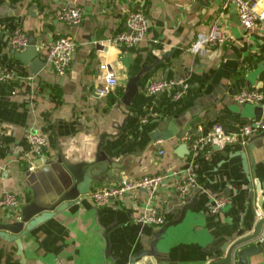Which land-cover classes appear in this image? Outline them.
Here are the masks:
<instances>
[{"label":"crops","instance_id":"crops-1","mask_svg":"<svg viewBox=\"0 0 264 264\" xmlns=\"http://www.w3.org/2000/svg\"><path fill=\"white\" fill-rule=\"evenodd\" d=\"M63 1L83 6L79 23L67 24L55 15L54 8ZM220 3L0 0V67L19 74L0 80V194L6 189L16 192L21 205L32 197L52 202L69 177L66 160L108 159L107 168L114 175L93 180V187L123 174L141 176L181 166L189 151L182 143L185 128L214 120L235 128L264 113V102H240L233 97L236 88L264 84L263 28H245L231 5L220 16L225 32L222 42L204 52L185 49L190 40L206 32ZM137 5L147 14L145 36L133 46L108 40L125 27L127 10ZM16 25L32 29L38 38L45 63L37 73L13 54L9 35ZM62 33L73 34L78 44L66 71L58 73L46 58L45 45ZM101 61L118 74L117 83L104 95L95 90L102 81ZM137 73L138 89L126 103L123 90L129 77ZM152 77L178 78L187 83V89L180 96L174 95L173 88L148 92L146 84ZM50 83L59 87L58 97ZM158 122L162 126L158 127ZM30 128L46 135L43 153L31 151L26 137ZM252 136L225 146L213 144L199 160L200 184L182 198L192 201V206L167 226L158 241L172 264H208L218 252L211 247L224 237L236 236L241 227L251 228L264 214V135L249 148ZM240 150L247 154V172ZM215 193L230 199L218 211L210 212L208 203ZM174 197L181 199L173 176L153 191L137 188L103 204L82 193L77 201L23 233L21 249L14 240L0 235V264H99L106 244L99 227L109 233L111 253L124 257L144 247L158 226L135 220V214L154 204L168 220L180 212ZM11 209L0 206V218H9ZM246 264H264V245Z\"/></svg>","mask_w":264,"mask_h":264},{"label":"built area","instance_id":"built-area-1","mask_svg":"<svg viewBox=\"0 0 264 264\" xmlns=\"http://www.w3.org/2000/svg\"><path fill=\"white\" fill-rule=\"evenodd\" d=\"M233 5L236 9L241 24L252 29L256 25L264 29V0H221L220 8L210 21L206 32L199 33L190 40L185 49L193 52H204L213 45L219 44L225 38V32L220 22V16L226 9ZM83 6L73 1L60 2L55 8V15L67 24H77L83 18ZM148 18L142 6L137 5L129 8L126 12V25L117 30L108 40L125 46H133L138 43L146 34ZM9 42L13 49L19 50L27 44V31L21 25L12 28L9 35ZM78 41L71 33L58 34L49 39L45 45V55L51 65L58 73H64L68 68L75 47ZM100 68L103 69L102 81L96 85V92L100 95L108 93L118 81V74L108 62L101 61ZM19 74L7 66L0 67V80L10 79ZM174 89V95L180 96L187 89V83L175 77H152L146 84L148 92H155L163 89ZM233 97L240 101H250L256 104L264 102V84L257 87L242 86L233 91ZM146 117H144L145 119ZM264 130V113H259L241 122L235 128H228L222 122L214 120L211 123L199 122L183 130L182 139L187 143L189 151L186 154L181 166H173L167 170L147 173L141 176L120 175L118 179L111 182H104L92 187L88 194L96 204H103L115 197H121L126 192L137 188L146 187L150 190L160 185L169 176L174 177L176 194L181 199L192 192L199 184L196 171V155L209 145L225 146L235 139L246 141L248 137ZM26 137L30 143V149L36 154L43 153L47 145L46 135L36 129L26 130ZM162 152V149H159ZM229 197L223 193L212 195L208 203L210 212L218 211ZM22 198L11 190H4L0 194V206H11L19 214ZM258 213H260L258 211ZM139 222L163 224L166 221L165 214L154 204L147 205L134 216ZM264 238V230L259 235Z\"/></svg>","mask_w":264,"mask_h":264},{"label":"water","instance_id":"water-1","mask_svg":"<svg viewBox=\"0 0 264 264\" xmlns=\"http://www.w3.org/2000/svg\"><path fill=\"white\" fill-rule=\"evenodd\" d=\"M238 16V14H237ZM16 56L22 64L28 65L33 73H37L44 65L42 54L38 48V38L32 29L27 31V44L24 48L14 50ZM139 74L131 75L123 90L122 99L129 103L131 97L138 89L137 78ZM259 112L261 106H258ZM162 126V122H158V127ZM264 135V130L253 135L249 139V148L256 144V139ZM188 150L187 143L182 142ZM242 156V164L244 170L248 171V158L245 150H240ZM250 154L251 151H250ZM98 153H96V156ZM252 156V155H251ZM61 160V159H59ZM65 166L69 171V177L66 179L63 189L52 202H42L37 197H32L24 202L19 208V214L15 209H11L10 217L0 218V235L4 238L14 240L18 248H22L21 235L27 230L35 226L37 223L50 217L56 211L64 208L68 204L77 201L82 193H88L93 187V180L100 181L105 177H112L114 171L108 170V159L94 158L88 161H65ZM146 188V187H144ZM147 189V188H146ZM252 192H249L251 197ZM194 200V199H193ZM173 203L180 207L177 216L169 218L162 225H158L151 231L148 242L144 247L129 253L126 256L121 254H112L110 251L108 232L103 227H99L98 231L105 237V247L102 251L103 260L99 264H172L164 250L158 247V241L166 231L167 226L176 223L185 214L186 210L192 206V201L173 198ZM264 214L259 215L253 223L252 227H241L237 231V235L228 238L224 237L219 240L211 250H217L213 254V258L208 264H246L248 257L258 251L264 245V238L259 239L258 235L263 230ZM221 253V254H220ZM219 257L218 255H222ZM111 258L109 262L107 257Z\"/></svg>","mask_w":264,"mask_h":264},{"label":"trees","instance_id":"trees-1","mask_svg":"<svg viewBox=\"0 0 264 264\" xmlns=\"http://www.w3.org/2000/svg\"><path fill=\"white\" fill-rule=\"evenodd\" d=\"M11 1L15 2V1H18V0H11ZM49 86L52 89L53 95L56 96V97H58L60 95V89H59V87L56 84H52V83H50ZM206 124H208V123H206ZM211 147H212V145L206 146L205 148H203L202 150H200V152L196 155V157H195L196 169L198 167L199 160L205 156L206 151L209 148H211Z\"/></svg>","mask_w":264,"mask_h":264}]
</instances>
